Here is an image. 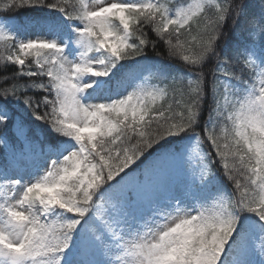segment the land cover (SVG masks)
<instances>
[{"label": "snow or ice", "instance_id": "snow-or-ice-1", "mask_svg": "<svg viewBox=\"0 0 264 264\" xmlns=\"http://www.w3.org/2000/svg\"><path fill=\"white\" fill-rule=\"evenodd\" d=\"M168 2L159 6L154 4H124L110 3L95 10H88L82 5L77 8L71 0H8L0 6V12L10 9L18 10L23 7L46 6L56 8L61 12L67 10L69 19H82L85 27L81 32L82 43L88 49L95 48L108 53L115 61L133 59L144 53L145 47L153 46L156 42L150 41L145 31L149 27L158 40L162 41L170 57H178L189 67L201 69L204 61L209 56H214L217 67L212 70L213 81L217 74L222 76L238 74L231 72V67L239 64L241 71L252 70V64L240 56L231 61L216 53V43L223 35V26L229 18L233 26L243 20L248 30V36L253 44L264 39V18L249 17L247 0H240L239 4L233 0H199L176 13L175 18L168 15L166 7ZM199 17L196 27L191 21ZM118 22L123 32L113 28V23ZM187 28V31L185 29ZM134 38L138 43L130 44L129 38ZM191 37V39H189ZM4 36L0 35V40ZM9 39V38H8ZM7 56H0L3 62L24 66L30 57L35 56L38 63L42 53L61 52L63 49L55 43L47 41H29L19 45L18 51L13 50ZM46 62V57H45ZM220 65H225L221 71ZM112 67H115L113 63ZM110 70V69H109ZM109 70L101 72H88L92 76L107 75ZM199 81H189L196 86L191 89L194 93L189 103L191 107L185 111L171 113L168 105L167 113L159 111L152 119L146 117L157 108V101L162 105L167 99L169 88L158 89L151 94L152 102L142 109L141 115L134 123L140 125L138 134L144 137L143 143L137 144V156H143L147 148H152L169 136L179 135L189 130L197 123L203 99L202 85L205 73L201 71ZM219 84V83H218ZM27 86L19 85L21 91ZM39 87V86H38ZM57 91L62 90V85H53ZM258 87L264 89V76L258 79ZM219 89V91H218ZM257 84L250 94L239 100H234L240 111L235 114L234 135L232 137L236 147L227 142V119H232L231 105L225 113L227 118L219 135L216 132L215 122L212 128L206 129L205 139L216 148L215 154L221 160L225 175L233 183L236 195L229 200L218 212H202L191 218H179L166 230L157 233L153 240L133 243L127 248L126 254L140 258V264H218L226 243L236 230L237 219L233 213H253L261 222L260 230L264 232V90L257 92ZM223 91L222 88H213V93ZM0 97L5 100L9 97H18L14 85L5 88L0 86ZM67 98V93H66ZM30 106L31 101L24 99ZM38 107V105H37ZM222 111L221 108L217 109ZM37 120H41L38 112H32ZM61 115H66L63 109ZM73 116L78 118L77 113ZM153 120L156 127L145 132V126H151ZM6 123L0 119V126ZM50 125L54 131L65 137L72 138L79 145V152L73 151L65 157L61 166H53L39 182L28 186L20 200L11 206L4 207L7 217L6 225L10 231L0 227V262L6 264H60L58 254L63 253L68 247L73 231L86 216L91 207H96L93 197L96 191L107 184L123 177L119 192L124 198L129 195L135 198L146 196L151 178L146 174L140 181L135 175L129 174L128 166L113 165L105 173L104 169L93 163V155L103 158V153H108V158L113 156L111 146L105 140L113 135L111 129L102 131L96 127H77L66 124L63 119L53 116ZM131 128V125L129 126ZM249 128L252 135L248 134ZM121 133L120 139L127 135V131L117 127ZM223 136V140H222ZM116 143L115 140L112 141ZM94 153L89 152V147ZM207 171V165L204 166ZM95 173L90 176L89 173ZM129 177H134L135 182L130 183ZM243 178V182L242 179ZM38 204L44 212L59 208L78 217L76 220L64 224H49L40 219L39 215L30 214L33 205ZM3 207V206H0ZM29 211H26L25 208ZM103 205L99 206L100 218L103 214ZM105 227L111 231L110 225ZM261 245L264 246V235L261 236ZM143 241V238H142ZM264 254V247L261 248Z\"/></svg>", "mask_w": 264, "mask_h": 264}, {"label": "trees", "instance_id": "trees-1", "mask_svg": "<svg viewBox=\"0 0 264 264\" xmlns=\"http://www.w3.org/2000/svg\"><path fill=\"white\" fill-rule=\"evenodd\" d=\"M191 0H165L169 4H166L168 15H176L179 9L185 7ZM8 0H0V6L6 4ZM51 0H46V3ZM55 2V0H53ZM240 0H233V3L239 4ZM71 3L79 8L82 5L81 0H71ZM164 3V0H154L152 4L159 6ZM147 4V3H141ZM247 11L249 17L264 18V0H247ZM59 11L56 8L46 6H33L23 7L18 10L10 9L7 12H0V16L5 18L15 17L19 20L24 19L35 14L39 15H51L58 16ZM66 14L65 12H61ZM68 17V16H67ZM199 17H194L191 21L192 27H196V21ZM72 21L83 22L82 19H70ZM113 24L118 25V22ZM147 37L150 41H155L153 46L145 47L144 53L141 56L133 59H125L115 61V67L110 66V75L107 78V85L110 87L109 100L96 109L97 117L100 121V128L102 131L112 130L113 135L105 140V144L111 146L113 156L108 158V153H103L102 157L93 155V163L101 166L105 173L111 170L113 165L119 166V170L123 171V166H128L132 170L140 169L141 164L147 159H152L160 151L167 147L177 145L184 142L188 136L195 135L203 141V148L205 150L204 164L207 165V171L205 175L214 176L216 179L210 182V189L214 188L220 195V209L227 204V202L233 199L236 195V191L233 183L225 175L222 166L220 165L221 158L216 154V148L212 147L210 142L205 139L207 135L206 129L212 128L215 122L216 132L213 135H219L222 126L225 125L226 117L225 113L229 111V105H231L232 119H227V142L234 148L236 145L232 139L234 135L235 114L240 111L238 105L234 104V100H239L245 95L251 93L252 88L257 84V67L259 58H257L262 52H264V39L259 40L256 44H253L248 36V30L246 29L245 22L241 20L235 26H233L231 19L226 20L223 26V35L218 39L216 43V53L225 59L231 61L234 57L240 56L242 59L248 60L252 64V70L248 69L241 71V65L236 64L231 67V72L239 75V79L235 75L222 76L217 74L216 81H213L212 70L217 67V62L214 56H209L203 63L201 69L195 67H189L178 57H170L162 41L158 40L155 34L149 27L145 28ZM187 31V28L185 29ZM9 38V39H8ZM0 40V56H7L11 53V44L13 50L18 51V45L12 40V34H8ZM191 39V37H189ZM130 44L138 43L134 38H129ZM88 49V48H87ZM96 49H88L87 54L93 57ZM39 62L35 61V56L30 57L29 61L24 66H19L11 62H3L0 60V86L8 88L12 85L16 87L18 97H9L4 99L0 97V108L2 106H8L11 108V118L6 119V123L0 126V171L1 168H5L8 165V160L13 159L19 152L24 151L26 148L31 150L38 149V146L54 145L61 146L65 143L76 142L70 138L62 136L53 130L50 125L51 118L55 115L58 118L63 119L67 124L64 115L60 114L59 104L56 99V95L59 91L53 87V85L59 83L63 68L58 61L55 53H42ZM253 56L249 58V56ZM92 64L87 61L80 69L81 78L86 77V73ZM225 65H220L219 69L223 71ZM108 71V72H109ZM203 71L205 73L203 89V99L200 108L198 121L189 130L176 135L169 136L166 139L160 141L152 148H147L144 151L143 156H137L136 147L138 142L143 143L144 137L138 134L140 125L134 123L141 115H143L142 109L147 107L152 102L151 94L158 89L169 88L167 99L161 105L157 101V108L154 109L146 119H152L159 111L167 113L168 105H171V113L174 114L178 111H187L191 104L190 98L195 95L191 92V89L195 87V84H189V81H199L202 77L199 73ZM121 77H124L135 88L121 100L114 99V90L116 86L113 81L117 79L119 81ZM227 82L230 84L227 85ZM112 83V84H111ZM24 84L27 87L24 91H21L19 85ZM39 86V87H38ZM213 88H222L223 91L218 93L212 92ZM86 93H91V88L85 87ZM230 90V92H227ZM219 91V89H218ZM117 93V91H115ZM227 97V99H226ZM28 98L31 101L30 106L24 103V99ZM38 105V107H37ZM221 108L222 111L217 109ZM32 112H38L41 115V120H37ZM131 125V128L129 127ZM117 127L127 131V135L120 139L121 133L116 129ZM156 127V123L153 120L151 126H145L144 131L147 133L152 128ZM23 131L24 136H19L18 132ZM248 134L251 136L252 132L249 128ZM115 140L116 143L112 141ZM223 140V136H222ZM9 145V151L4 149L5 144ZM89 152L94 153V149L90 146ZM90 176L95 173H89ZM121 177L116 180H109L107 184L100 187L94 197V204L103 205V208L111 210L115 202L113 200L107 201L106 191L108 187L117 182ZM242 182H243V178ZM214 180L219 182V186L214 185ZM209 192V191H207ZM2 197L4 194L2 193ZM0 196V201L4 199ZM210 204V203H209ZM92 208L86 216L81 220L80 224L72 233L73 236H78L80 230H87L89 228V218L91 217ZM210 209V207H209ZM208 209L202 208V212H207ZM220 211V210H219ZM33 214L39 215L40 219L49 224H64L78 219L75 215L66 212L63 209L57 208L54 215L49 216L47 219L42 217L44 210L38 205H33ZM201 212V213H202ZM209 212H218L211 208ZM233 216L237 219L236 230L234 231L230 240L226 243L222 254L219 257L218 264L223 261V255L228 247L235 241L237 234L247 230L251 220L256 222L259 218L248 212L240 214L233 213ZM71 238V240H72ZM70 240V242H71ZM69 242V243H70Z\"/></svg>", "mask_w": 264, "mask_h": 264}, {"label": "rangeland", "instance_id": "rangeland-1", "mask_svg": "<svg viewBox=\"0 0 264 264\" xmlns=\"http://www.w3.org/2000/svg\"><path fill=\"white\" fill-rule=\"evenodd\" d=\"M88 10H95L110 3H132V0H88ZM199 0H193L191 4ZM190 4V5H191ZM189 7V6H188ZM187 7V8H188ZM186 8V9H187ZM174 18V16H170ZM84 28L74 27L62 22L48 24L41 23L37 18L31 19L25 30L19 23L12 20L5 21L0 18V35L8 30L18 32L19 43L29 41H47L55 43L57 47L63 49L60 59L63 61L65 75L62 79V90L59 100L63 111L66 113L70 124L77 127H96L99 129V120L95 115V105L105 100V77L106 75H89L87 80L82 82L78 77L80 57L77 54L82 50L81 32ZM118 32H123L120 26L114 28ZM72 31L75 33L72 34ZM102 53H106L101 50ZM107 54V59H103L102 54H98L92 61L95 66L90 72H101L107 70L113 58ZM264 76V56L260 64V77ZM90 85L94 89H102L96 96L88 97L82 87ZM128 86L125 87V90ZM67 93V98H66ZM78 114V118L73 116ZM199 142L191 139L180 151H170L161 156L154 163L156 168L151 170V165L146 164L147 175L151 178L147 194L143 198H135L134 208L129 214L118 213L112 220L106 212L102 214L103 222H96L88 232V237H93L90 254L96 264H140V258L126 254L127 248L134 242H146L153 240L157 233L166 230L165 226H171L179 218H191L197 215L193 201L185 198V193L189 184V176H185L181 171L183 163L192 164L198 154ZM73 151L79 152V147L72 146L66 149L60 156L47 153L45 156L21 157L19 162L3 177L2 183L10 196L11 205H15L23 195L24 190L33 183L39 182L51 170L53 163L59 167L63 164L65 157ZM49 152V151H48ZM153 167V166H152ZM195 170V167L192 168ZM195 171H189L192 174ZM135 175L138 179L139 176ZM199 174L193 176L196 181ZM140 180V179H139ZM130 183L135 182L134 177H129ZM168 181H172L170 185ZM119 187L113 192V197H119ZM166 193L168 196H166ZM190 195H194L190 192ZM169 197V198H167ZM190 198V196H188ZM195 197V196H193ZM216 200V197H212ZM173 202H177L174 205ZM218 206V205H216ZM26 211H29L27 207ZM49 214H44L46 217ZM105 224L110 225L109 231ZM259 224L250 225L249 231L241 238L240 242L234 245L227 253L225 264H264V254L261 248V232ZM0 227L8 229L6 222L0 217ZM143 238V241H142ZM79 241L73 240L63 253L59 256L60 264H81L77 247ZM87 245V244H84ZM6 264V262H0ZM31 264V262H29Z\"/></svg>", "mask_w": 264, "mask_h": 264}]
</instances>
